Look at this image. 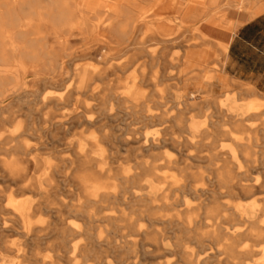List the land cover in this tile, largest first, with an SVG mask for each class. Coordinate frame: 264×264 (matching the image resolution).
<instances>
[{
	"label": "rangeland",
	"instance_id": "obj_1",
	"mask_svg": "<svg viewBox=\"0 0 264 264\" xmlns=\"http://www.w3.org/2000/svg\"><path fill=\"white\" fill-rule=\"evenodd\" d=\"M96 1L98 0H77V10H74V16L71 17L72 23L77 22L83 9L88 8L91 2L97 4ZM122 2L123 0L113 1L114 5ZM199 2V7L190 2L179 20L174 12L166 16L173 21L166 25V38L171 40L173 37H181V43L172 48H164L163 44L152 40L142 46L136 43L130 48H114L109 52L100 50L102 40L88 43L84 31L74 35L61 32L59 39L54 38V0H0V63L14 62L13 66L20 68L19 73L25 83L20 87L23 90H19L23 94L19 97L20 100L12 103L3 115L15 120L6 127V131L19 133L28 125L33 128L35 134L32 137L25 136L24 139L40 147L35 155L37 158L39 156V162L51 163L53 172L52 182L49 186H43L46 189L44 199H40L42 202L48 199L47 206L50 210L30 217V223L35 229L30 234L23 235L18 223L13 220L6 222V229L0 235V264H195L200 253L199 241L203 238L194 239L192 235L185 234L181 226H177V222H181L183 218V214L177 217V213L185 210L181 203H176L180 207H172L178 194L175 196L166 191L165 194L171 198L166 205L152 204L144 197L147 194L149 198L150 193L139 192L135 185L128 182L137 181V178L132 177L137 163L158 167V175L166 178L162 187L164 190L173 188V180L183 182L189 174L197 176L196 170L185 172L178 168L181 164H191L189 160L184 161L188 155H206L200 153L204 148L191 144L187 134L181 131L187 123H181L177 127L175 122L178 116L193 119L200 125L201 137L196 139L199 142L203 138L204 143L208 144L215 140L229 142L233 139L243 142L260 138L258 130L264 124V106H259L255 116L247 115L246 111L252 100H264V97L255 93L264 95V90L251 86L249 82L240 80L227 71L224 59L226 53L218 52L215 60L209 62L214 72L198 71L197 67L204 63L202 55L197 63L182 67L183 75L176 74L187 55L206 44H214L203 41L205 39L201 36H210L218 44L216 48L221 50L222 45L227 44L224 40L231 34L217 33L218 23L229 27L243 14L241 9L235 7L220 8L216 11V21L204 27L208 18L204 20L205 17L200 15L207 9V1ZM220 2L226 4L228 0ZM140 9L141 5H138L137 10ZM72 23L67 24V29ZM141 23L142 21L139 22ZM90 45H96L97 50L87 55L83 51ZM146 53H153L154 59L147 58ZM160 57L164 59L162 66L157 65L161 62ZM105 63L114 68L108 71L105 80L96 81L95 94L98 95L105 89L112 90L118 80L125 82L135 78L141 86L145 101H150L151 115L156 118L143 120L139 114L136 115L138 120L135 116L126 114L121 107L114 106L110 110L107 103L100 105L95 99L76 95L74 91L71 104L54 111L51 107L43 109L34 105L33 97L24 95L27 89L35 94L38 91L54 96L58 89L55 84L58 79L75 90L85 71L104 68ZM230 78L235 83V87L230 86L231 89L228 88ZM248 87H253L255 92L247 89ZM196 91H211L215 101L223 100L226 96L229 100L222 109L211 104L194 109L180 106L184 96ZM232 111L236 112L233 129L228 125L232 122ZM52 112L54 123L63 122L62 125L51 126L47 122L52 117ZM88 118L99 122L89 126ZM101 130L109 137V142L108 145L107 142L102 144L108 151V158L101 160L103 170L99 173L93 159L87 158L86 163L81 164L76 162V157L79 146L89 143L92 136L101 134ZM132 132L136 140L142 141L149 137V140L156 141L160 147L148 153H133L132 148H137L139 144L128 146L123 142L125 135ZM172 132L174 136L171 135ZM4 133L0 126V135ZM217 133L223 134L217 136ZM172 138L182 143L176 144L171 141ZM163 141L166 143L162 144ZM214 154H221V151H215ZM2 160L11 162L4 149H0V224L10 218L6 215L9 198L18 197L23 186L22 183H11L3 175ZM169 160L177 162L176 165L170 164ZM219 160L217 164L221 167L223 161ZM197 165L204 166V163ZM247 178L261 181L262 171L254 170ZM87 181H95L109 189L108 191L115 186L119 193L117 200L108 198L103 203L87 201L82 190ZM211 189L217 192L219 187L215 184ZM221 192L224 193L225 190L222 189ZM256 194V199L264 200V189L256 190ZM227 200L230 202L233 198L224 193L221 202L226 203ZM200 203L201 200L193 201L191 206L195 208ZM246 243L251 247L248 261H263L264 237L247 238ZM73 246L78 247L75 252H71ZM210 251L215 253L213 249Z\"/></svg>",
	"mask_w": 264,
	"mask_h": 264
},
{
	"label": "bare ground",
	"instance_id": "obj_2",
	"mask_svg": "<svg viewBox=\"0 0 264 264\" xmlns=\"http://www.w3.org/2000/svg\"><path fill=\"white\" fill-rule=\"evenodd\" d=\"M199 1L166 0L165 2V0H123L120 5H114L113 0H98L96 1L98 2L97 4L91 2L88 8L83 9L77 22L72 23L71 17L74 16V10H77V0H54V38L59 39L61 32L66 34L73 33L74 35L77 32L84 31L86 41H89L88 43L90 41H103V44L99 45L100 50L103 51L110 52L114 48H130L136 43L142 46L152 40L163 44L164 48H172V46L181 43L180 40L182 39L181 37H173L171 40L166 38L167 36L165 34L168 30L166 25L173 23V21L166 18L167 14L174 12L176 19L179 20L190 2L196 3L199 7ZM206 1L207 9L202 14L200 13V16L203 15L205 17L204 20L208 18L205 21L204 27L210 26L211 23L216 21V11L220 8L228 9L235 7L242 10V16H239L234 24L235 29L244 20H251L264 12V0H228L226 4H222L220 0ZM138 5H141L140 10H137ZM150 10L152 11L150 12ZM210 15L211 17H209ZM141 21L142 23L139 24ZM69 22L72 25L67 29ZM24 26L23 28H25ZM30 31L32 32V30ZM201 37L205 39L203 41L213 42L214 44H210L209 46L204 43L206 46L187 55L182 61L180 70L178 69V73H176L178 76L183 75L182 67L184 65L197 63L202 55H204V63L197 67L198 71L206 73L214 72L209 62L215 60L218 52L226 53L227 44H223L220 50L216 48L218 44L210 36ZM95 50H97L96 45H90L83 52L91 55ZM145 56L151 60L154 59L153 53H146ZM159 59L161 62H158L157 65L162 66L164 59L161 57ZM107 64L105 63L104 68H93L85 71L75 90H72L70 85H65L62 80L58 79L55 83L58 89L54 92V96L38 91L35 94L33 91L27 89H25L24 95H27L28 98L33 97L34 105L43 109L51 107L52 111H54L58 108L63 109L71 104V99L75 92L76 95H84L90 99H95L100 105L107 103L111 107L110 110L114 106L121 107L126 114L135 116V119H138L136 115L139 114L140 119L143 120L156 118L151 115L150 101H145L141 86L139 82L135 81V78L126 80L125 82L118 80L113 85L114 87L112 86V90L105 89L101 91L102 93L95 94L96 87L94 84L96 81L105 80L108 76V71L114 68L113 66H107ZM13 65L14 62L2 61L0 63V126L5 131L4 134L0 135V147L2 146L0 149H4V152L11 158L10 163H7L5 160L1 161V170L3 175H6L11 183L15 185L22 183L23 186L20 189L21 194L18 197L9 198L6 215H9L10 218L1 222L0 235L6 229V222L10 220L18 223L19 228L23 231V235L35 231L30 223V217L47 209L50 210L49 206H47L48 199L43 202L40 199H44L43 196L46 194V189H43V186H49L53 176L51 163L45 164L43 161L39 162V156L37 158L35 155L40 150V147L24 139L25 136L32 137L35 134L33 128H30L28 125L24 130L19 131V133L16 131H6V127L10 123H14L15 120L10 117H3V115L12 103L20 100L19 97L22 93L19 90L22 89L20 88L21 86L25 85L24 78L19 73L20 68H16ZM223 74L225 75V73ZM153 81L155 80L153 79ZM230 86L232 88L235 87L232 78L229 80L228 88ZM240 88L242 87H238V89ZM228 100L229 97L226 96L223 100L218 99L215 101L211 91L205 93L203 91H196L195 93L193 92L184 96V100L180 106L194 109L195 107H206L211 104L222 109ZM259 106L263 108L264 100H252L248 105L247 115H257L256 111ZM51 116L47 120L51 126H60L63 124V122L59 121L54 123L53 112ZM89 116L92 117L91 115ZM183 117L178 116L175 122L177 123V127L181 123H187L183 128L184 130L181 131L187 134L191 144L200 145L201 149L204 148V150H200V153H206V155L203 157L188 155L184 161L189 160L191 164H181L178 165V168L185 172L196 170L198 172L197 176L194 177V175L189 174V177L183 182L178 179L173 180L174 183L171 186L173 188L164 190L162 187L165 185L166 178L164 175H158V167L155 165L149 167L146 163H137L132 175V177L137 178V181L134 182L132 180L128 183L135 185L139 192L150 193L149 198L147 194L144 197L145 200L150 201L152 204L162 203L166 205L171 200L165 194L166 191L172 192L175 196L176 193L178 194V197L174 199L172 207H180L181 205H177L176 203H181L185 210L183 213H177V217L183 214L182 221H178L177 226H181L185 234L192 235L194 239L197 237L203 238V240H198L200 253L197 255L195 264H264V260L248 261L247 257L251 253V247L246 243L247 238L261 239L264 237V200L255 198L257 195L256 190L264 189V124L258 130L260 138H253L243 142L233 139L229 142L215 140L208 144L204 143L203 140L205 138L200 142L196 141V139L201 137L200 125L193 119L187 120ZM97 122L99 121L93 118L87 119L89 126H94ZM171 135L174 136L173 132ZM97 136H92V140H89L90 142L86 145L79 146L76 162L84 164L86 163L85 159L91 158L95 161L100 173L103 170L101 160L108 158V151L102 144L103 142H107L108 145L109 137L103 133V130ZM148 138L145 137L142 141H138L134 137V132H132L131 134L125 135L123 142L128 146L130 144H139L137 148H132L133 153L137 151V153L141 154L148 153L160 147L156 141L149 140ZM174 140V138L171 139L176 144L182 143L181 141ZM164 143L166 141L162 142V144ZM206 147L207 150H205ZM215 151H221V154H214ZM219 159L223 161L221 167L217 164L220 161ZM169 163L176 165L177 162L169 160ZM197 163H204V166H199ZM254 170L262 171L261 181L247 178L248 174ZM220 171L222 172L220 173ZM205 173L206 176H204ZM126 178L125 176V181H127ZM92 182L85 183L82 189L87 201L103 203L108 198L114 201L117 200L119 193L115 186H112V190L108 191L109 189L107 190V188L102 187L97 182ZM215 184L219 187L217 192L211 189ZM222 189L233 200H230V202L227 200L226 203L221 202L224 198V193L221 192ZM199 200H201L200 205L195 208L191 206V202ZM74 212L79 211L74 210ZM86 217L91 216L87 215ZM77 248V246H73L71 252H75ZM212 249L215 253L210 251ZM206 251L210 252L206 254ZM222 256H224L223 259L221 258Z\"/></svg>",
	"mask_w": 264,
	"mask_h": 264
},
{
	"label": "crops",
	"instance_id": "obj_3",
	"mask_svg": "<svg viewBox=\"0 0 264 264\" xmlns=\"http://www.w3.org/2000/svg\"><path fill=\"white\" fill-rule=\"evenodd\" d=\"M235 22L233 21L229 27L223 26L221 22L218 23L217 33L231 34L227 41L224 40L227 42V51L224 56L226 70L240 80L249 82L251 86L264 90V12L251 20H244V23L242 22L236 29ZM248 89L255 92L253 87ZM255 93L259 97H264ZM235 113V111L230 112L233 117L228 125L232 126V129L235 125ZM216 129L220 128L216 127ZM218 134L223 133L216 135Z\"/></svg>",
	"mask_w": 264,
	"mask_h": 264
}]
</instances>
